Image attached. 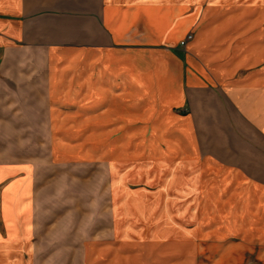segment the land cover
I'll list each match as a JSON object with an SVG mask.
<instances>
[{"label":"crops","instance_id":"obj_1","mask_svg":"<svg viewBox=\"0 0 264 264\" xmlns=\"http://www.w3.org/2000/svg\"><path fill=\"white\" fill-rule=\"evenodd\" d=\"M29 106L99 139L121 258L171 243L193 205V231L215 246L264 248V0H0V264H29L33 186L11 144L27 139ZM155 171L188 203L179 216L171 194L157 218L129 188V173L151 184Z\"/></svg>","mask_w":264,"mask_h":264},{"label":"rangeland","instance_id":"obj_2","mask_svg":"<svg viewBox=\"0 0 264 264\" xmlns=\"http://www.w3.org/2000/svg\"><path fill=\"white\" fill-rule=\"evenodd\" d=\"M49 112L46 108L29 106L27 139L11 141L13 151L21 153L20 167L27 169L33 186L31 198L36 211L29 214L28 220L32 231H23L20 236L30 245L29 264H87L90 253H94L93 261L104 264H264L263 247L253 246L251 250L235 245L219 248L210 236H206L207 231H193L195 205L193 209L188 208L182 220H172L166 238L171 243L124 245L121 248L129 253L121 258L110 247L113 238V232L108 231L112 177L106 169V157L101 155L100 141L84 139L78 126L75 133L69 134L67 115L55 109L54 124ZM128 143L124 145L129 146ZM5 158L7 165L19 166L16 161L19 157ZM154 174L156 178L148 184L144 180L147 173L142 174L143 180L129 173V188L150 201L154 199L152 206L157 218L163 213V198L171 194L172 214L179 216V211L188 203L184 205L176 197L174 188L171 192L162 188L168 174L157 171ZM202 193L199 219L204 207L211 206L204 201ZM148 234L149 231L144 236L149 238Z\"/></svg>","mask_w":264,"mask_h":264},{"label":"built area","instance_id":"obj_3","mask_svg":"<svg viewBox=\"0 0 264 264\" xmlns=\"http://www.w3.org/2000/svg\"><path fill=\"white\" fill-rule=\"evenodd\" d=\"M192 38V35L188 33L184 39H182L179 43L180 47L185 48L187 41H189Z\"/></svg>","mask_w":264,"mask_h":264}]
</instances>
